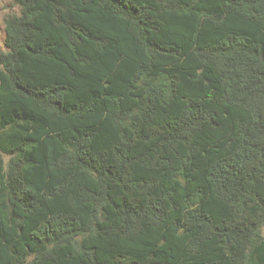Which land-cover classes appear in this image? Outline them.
Segmentation results:
<instances>
[{"label":"trees","instance_id":"16d2710c","mask_svg":"<svg viewBox=\"0 0 264 264\" xmlns=\"http://www.w3.org/2000/svg\"><path fill=\"white\" fill-rule=\"evenodd\" d=\"M14 2L0 264H264V0Z\"/></svg>","mask_w":264,"mask_h":264},{"label":"rangeland","instance_id":"374dc122","mask_svg":"<svg viewBox=\"0 0 264 264\" xmlns=\"http://www.w3.org/2000/svg\"><path fill=\"white\" fill-rule=\"evenodd\" d=\"M19 7L14 0H0V51L4 50V18L7 14L18 13ZM7 159V156H5Z\"/></svg>","mask_w":264,"mask_h":264}]
</instances>
